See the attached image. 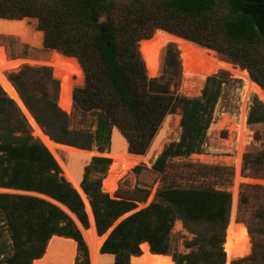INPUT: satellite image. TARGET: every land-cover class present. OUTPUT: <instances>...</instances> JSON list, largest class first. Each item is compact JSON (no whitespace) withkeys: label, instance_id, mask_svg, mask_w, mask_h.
Returning <instances> with one entry per match:
<instances>
[{"label":"trees","instance_id":"obj_1","mask_svg":"<svg viewBox=\"0 0 264 264\" xmlns=\"http://www.w3.org/2000/svg\"><path fill=\"white\" fill-rule=\"evenodd\" d=\"M0 19L37 20L43 47L75 58L83 70L84 84L74 89L73 102L82 114L96 117L93 132L69 129V115L56 105L57 80L51 78V94H37L30 90L23 71L12 76L25 105L54 142L81 150L95 148L102 153L109 150L116 128L126 140L128 152L143 156L164 119L180 110L181 140L164 150L154 166L158 172L167 158L200 153L221 83L215 77L208 78L201 98H186L171 91V80L148 78L139 53L151 48L155 30L223 55L247 70L264 89L263 4L237 0H0ZM178 64L176 53L169 52L168 65L177 71ZM35 72L50 76L49 69ZM249 119L250 123H264V107L257 103ZM248 137L246 127L245 146ZM109 164L108 158L94 157L84 168L81 185L90 198L98 236L135 208L127 201L111 199L101 191V181L92 179L94 174L104 173ZM0 189L35 193L56 201L68 208L84 228L88 226L78 193L49 151L32 138L25 118L1 89ZM159 198L162 203L133 213L115 226L101 247L98 264H111L113 256V264H131V257L140 256L142 243L152 254L168 255V236L175 219L190 226L220 229H207L205 236L194 240V245L208 242L212 251L200 249L174 256L175 264H224L219 234L227 220L230 195L208 189L165 190ZM1 221L12 239L11 250L0 244L2 264H32L53 235L75 240L79 250L76 264H89L73 221L42 198L1 194ZM257 256L264 259V249L253 250L251 260Z\"/></svg>","mask_w":264,"mask_h":264},{"label":"rangeland","instance_id":"obj_2","mask_svg":"<svg viewBox=\"0 0 264 264\" xmlns=\"http://www.w3.org/2000/svg\"><path fill=\"white\" fill-rule=\"evenodd\" d=\"M114 17L117 19L116 13H114ZM23 20L26 22V25L28 26L30 32H32L33 35L40 34V39L37 43L33 41L23 42L17 37L0 35V46H2L5 51V58L7 60L16 62H12V64L9 63L7 65L6 61L0 62V79L3 82H10V84H12V86L15 88L19 100L21 104H23L22 107L24 110H22V108L20 107L17 108L19 109L22 116L25 118L32 138L42 144L41 138L37 135H33V129L30 123L28 122V119L32 120L39 127L40 133L41 135L45 136V139L57 145H63L54 142L50 138V136L47 135L46 130L36 122L33 114L25 105L19 91L16 89L14 83L12 82V76L22 73L23 71L25 73V78L29 82V87L31 91H34L37 94L44 92L51 94V78L57 80L58 93L56 105L59 108L58 95L60 89V80L54 76V65H52L50 59L52 58L54 53L63 57L65 56L62 55L60 52L47 50L43 47V34L42 32H39L37 30V20ZM157 30L153 32L151 38H153ZM141 41L136 44L137 52L139 43ZM192 44L196 45L201 49H207L195 43ZM152 50L153 51L150 56H152V59L154 58L155 60H151L150 63L151 65H153V68L155 70L153 72V76L149 77L148 73H146L148 78H162L165 80H171V91L175 92L177 95L186 98H201L202 89L204 85H206V80L208 78L215 77L221 83L220 97L214 108L212 122L207 131L205 132V138L200 153H192L190 155L167 158L165 166L161 172H158L154 169L157 160L161 157L164 150L172 143H178L181 140V136L183 133L180 123L182 114L181 111L178 110L176 113L168 115L164 119L162 125L160 126V129L158 130L159 133L160 130L165 128V133L160 148L157 151L152 152V154H150V156L148 157V160H145L146 162H140L139 164L131 168L129 172L124 173V175L119 177V179L116 181L115 192L111 195L108 194L109 197L114 200H123L133 204L135 208L128 213L132 215L133 213L141 211L152 204L162 203L159 198V194L165 190L208 189L213 191L225 192L230 195L231 203L232 196L235 194L236 205L235 217L233 220L232 227V248L229 253L228 264H238L241 262L242 264H264V259L260 256L255 257V260H251L253 250L264 249V123H250L249 121L252 109L256 106L257 103L261 104L264 107L263 103H261V101L255 94L248 93L247 95L245 94V96L243 92L242 81L236 76H234L227 68L218 69L216 72L208 75L206 79L199 81L197 80V78L202 72L203 74H206L205 72L216 68L217 65L208 62L206 63L195 58H191L190 73L186 77L183 73L180 52L175 44L169 43L166 45V47L164 46L161 49L160 47H156ZM207 51L212 52L214 59L228 64L229 66H231V68H233V70H235L236 68V70H242L236 63L231 62L223 55L210 49H207ZM169 52H175L177 55L179 62V67L177 71L176 69L168 65ZM76 62L79 66L77 73L80 76V80L70 90V103L68 108H64L67 109V111H64L62 109L60 110L69 115L70 130H82L93 132L96 126V117L92 116V114L89 113L82 114V112L76 109L75 104L73 102L74 89L82 87L85 79L83 70L79 62L77 60ZM57 65L58 67L60 66L61 70L66 73V80L75 78V74L73 72H70L65 65ZM42 68L49 69L50 76H45V74L43 73L35 72L36 70ZM243 71H246L248 74V78L252 82H254L250 77L248 71ZM262 91H264L263 88ZM241 120L244 122V126L241 132V139L239 144L240 146H238L237 126ZM246 127L249 133V137L245 146L244 133ZM76 149L81 150L78 148ZM110 150L111 142L109 150L104 151L102 153H99L95 148L89 151L81 150L93 152L94 154L89 160V162L84 166V168L90 164L91 160L94 157H105L110 160L108 169L104 173L94 174V176H92L93 180L101 181V191L103 181L106 177H108L109 173L111 174L109 167L113 160L109 158L107 154ZM238 152L239 160H237ZM56 153L59 157L58 159L61 165L65 166L68 162L67 152L64 149L57 147ZM148 153H150V148L143 156L148 155ZM236 163L239 164L238 171H236ZM84 168L79 189L83 194L85 204H87L89 216L93 224L94 233L97 236L98 234L96 231L94 215L90 204V198L83 191L81 186L83 181ZM136 168H139V170L135 171ZM1 194L37 197L35 193L15 191L10 189H0V195ZM39 198L42 197L39 196ZM42 199L52 203L48 199ZM60 209L62 210V208ZM63 209H65V211H62L67 216H69V218L73 221L74 225L78 229L87 250L89 264H92L90 262V246L86 242V240H84V237L86 235L85 231L90 227V220L88 214L85 212L88 226L87 228H84L78 218L68 208V210L66 208ZM230 211L231 208H229L224 228L219 234L222 241L219 245L223 249V252H225V254L227 252L226 242L230 222ZM117 221L103 235H105L106 233L108 234L109 230L110 235L111 231L115 228V226L119 224H117ZM4 224L5 222H0V228L2 229L0 244L4 243L7 249L11 250L12 239L9 232L4 227ZM207 229L214 231L220 230L219 228L213 229L207 225L199 227L190 226L179 219H175L172 223L168 236L169 254L164 256L159 255V261L157 262H163L162 264H175V262L173 261L174 256L187 255L191 252L197 253L200 252V249L205 250V252H209L210 250L212 251V248L211 246H209V243L204 240L199 241L196 245L193 244L194 240H200L202 238V235L205 236V230ZM209 235L210 233H207V237ZM101 247V244L97 247V256L94 264H98ZM143 247V245H141L140 247L141 254ZM78 256L79 250L77 244V254L74 264H76ZM154 257L155 255L153 256V258ZM132 259L133 257L129 259L130 263L136 264L132 261ZM150 262H154V260ZM225 262L226 261L224 258V264ZM113 263L114 256L112 258L111 264Z\"/></svg>","mask_w":264,"mask_h":264},{"label":"bare ground","instance_id":"obj_3","mask_svg":"<svg viewBox=\"0 0 264 264\" xmlns=\"http://www.w3.org/2000/svg\"><path fill=\"white\" fill-rule=\"evenodd\" d=\"M0 35H6V36H13L19 38L23 42L27 41H33L37 43L40 39V34L33 35L32 32H30L28 26L26 25V22L24 20L22 21H7L0 19ZM173 43L177 46L179 52H180V58L182 60V66H183V73L187 77L190 73V59L195 58L197 60H201L203 62H208L211 64H216L217 67L214 69H211L206 74H203V72L199 75L197 80L201 81L207 78L208 75L211 73L216 72L218 69L227 68L230 70V72L236 76L238 79H240L243 83V92L244 95L246 94H255L257 95L258 99L263 103L264 105V93L256 86L255 83H253L249 78L246 71L243 70H233L231 66H229L226 63L220 62L213 58L212 52L207 51V49H201L197 47L196 45L187 42L179 37H176L175 35H171L167 32H164L162 30H157L152 38V45L151 48L147 51H140V57L142 59V62L144 65V68H146L148 74L149 71H151L150 76H153L154 68L153 65H151L152 56L150 54L152 53V49H155L156 47H166L167 44ZM53 54V53H52ZM215 56V55H214ZM155 60V59H154ZM6 61V65L11 63H16L15 61H10L5 58V51L0 46V62ZM50 62L52 65H54V76L58 78L61 82V88L63 89V98L59 101V108L67 111L69 103H70V90L79 82L80 76L77 73V70L79 69L78 63L73 58L63 57L61 55H57L56 53L53 54L52 58L50 59ZM57 64L65 65L70 72H73L75 74L74 79L66 80L65 76L66 73L61 70V67ZM156 64V63H155ZM9 66V65H8ZM12 66V65H10ZM146 72V73H147ZM156 76V75H155ZM67 83V86L64 87V84ZM186 84V83H185ZM0 87L2 91L5 93V95L11 99L17 107H20L23 109L21 102L19 100V97L17 95V92L15 88L10 84V82H3L0 79ZM65 90V92H64ZM245 95V96H246ZM28 122L32 126L33 129V135H37L41 138L42 145L49 151V153L52 155V157L55 159L57 164L62 170V174L64 178L73 186V188L76 190L78 195H80V198L82 202H84L83 194L81 193L79 187L81 184L82 179V173L84 166L89 162L91 157L94 155L93 152H87V151H81L73 148H68L62 145H57L53 142H50L49 140L45 139L44 135H41L39 127L30 119H28ZM225 122V121H224ZM166 126V125H165ZM244 122L241 120L238 123L237 126V139H238V146H240V139H241V132L243 130ZM165 128L160 130V132L156 135L154 138L152 145L150 147V153L146 156H140V155H132L128 152V145L126 140L123 138V136L119 133V131L114 128L111 135V150L108 154V157L113 160V162L110 165V171L111 174H108V177L105 178L102 184V191L106 194H113L115 192L116 188V181L124 175V173H127L139 164L140 162H143L145 160H148V157L152 152L157 151L160 148V145L163 141V136ZM36 136V137H37ZM62 148L64 149L68 154V162L65 166L61 165L59 162V157L56 153V149ZM240 149V148H239ZM238 149V150H239ZM237 160H239V152L237 154ZM146 162V161H145ZM238 162V161H237ZM149 166V165H148ZM239 169V164L236 163V171ZM237 195V194H236ZM84 204L85 212L88 214L89 220H90V227L85 231L86 235L84 237V240L89 244L90 246V262L92 264L95 263L96 256H97V250L98 246L102 243V240L105 235L101 236L100 238L97 237L94 233L93 224L91 222L90 216H89V210L87 207V204ZM235 205H236V196L235 194L232 196V203H231V211H230V222H229V228H228V235H227V242H226V264H228L229 261V253L231 250V243H232V227H233V220L235 217ZM62 210L65 211V209ZM226 237V236H225ZM144 247L142 248V254L138 257H133L132 261L136 264H162L163 262L159 263V254H152L150 252L149 246L146 243H142ZM140 245V247H141ZM77 254V244L73 239L67 238V237H57L55 235L51 236L48 240L45 250L42 254V256L33 261V264H74L75 258ZM155 257L153 258V256ZM164 256V255H162ZM154 262H150L153 261Z\"/></svg>","mask_w":264,"mask_h":264},{"label":"water","instance_id":"obj_4","mask_svg":"<svg viewBox=\"0 0 264 264\" xmlns=\"http://www.w3.org/2000/svg\"><path fill=\"white\" fill-rule=\"evenodd\" d=\"M237 1H239L240 3H243V4H263L264 5V2H259V1H254V0H237ZM141 54V53H140ZM143 65H145V64H143ZM145 71L147 72V70H146V68H145ZM148 73V72H147ZM150 73H151V71H149V74L148 75H150ZM254 83V82H253ZM256 84V83H255ZM67 86V83L66 84H64V87H66ZM256 86L262 91V88L260 87V86H258L257 84H256ZM64 92H65V90H64ZM263 93H264V91H262ZM63 89L61 88V82H60V89H59V95H58V105H59V101L61 100V98H63ZM262 103V102H261ZM62 146H65V147H68V148H73V149H76V148H74V147H71V146H67V145H62ZM110 152V151H109ZM107 154H109V153H107ZM35 195H37V197H39V196H41V195H38V194H35ZM42 198H45V199H48V198H46V197H43V196H41ZM49 201H51L52 203H54V204H56L58 207H63V208H66L65 206H63L62 204H60V203H58V202H56V201H53V200H51V199H48ZM67 209V208H66ZM68 210V209H67ZM130 214H125V215H123L122 217H120L119 219H118V221H117V224L118 223H120L121 221H123L124 219H126L128 216H129ZM117 224H115V225H117ZM109 232H110V230L108 231V234L106 233L105 234V236H104V238H103V242L101 243V245H103V243H104V241L107 239V237H108V235H109ZM97 237H101V236H98L97 235ZM224 254H225V252H224ZM227 257H226V254H225V261L227 260L226 259ZM225 264H226V262H225Z\"/></svg>","mask_w":264,"mask_h":264}]
</instances>
